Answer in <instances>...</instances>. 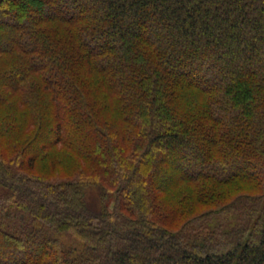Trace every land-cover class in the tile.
Listing matches in <instances>:
<instances>
[{"label":"trees","instance_id":"1","mask_svg":"<svg viewBox=\"0 0 264 264\" xmlns=\"http://www.w3.org/2000/svg\"><path fill=\"white\" fill-rule=\"evenodd\" d=\"M0 264H264V0H0Z\"/></svg>","mask_w":264,"mask_h":264},{"label":"rangeland","instance_id":"2","mask_svg":"<svg viewBox=\"0 0 264 264\" xmlns=\"http://www.w3.org/2000/svg\"><path fill=\"white\" fill-rule=\"evenodd\" d=\"M43 169H45V164H40L38 167L39 172H43Z\"/></svg>","mask_w":264,"mask_h":264}]
</instances>
